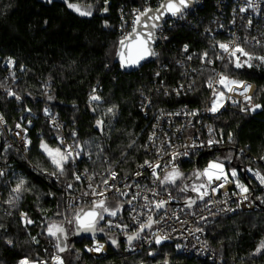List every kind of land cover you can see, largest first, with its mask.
Segmentation results:
<instances>
[{"label":"trees","instance_id":"16d2710c","mask_svg":"<svg viewBox=\"0 0 264 264\" xmlns=\"http://www.w3.org/2000/svg\"><path fill=\"white\" fill-rule=\"evenodd\" d=\"M144 2L0 0V112L7 120L8 129L15 128L27 110L33 113L30 117L33 125L27 128L31 149L25 156L15 150H5L0 133V166H10L9 172L0 178V191L6 204V207L0 206V264H18L21 260L42 264L56 253L64 258L65 264H214L183 257L170 244L152 246L137 256L118 254L125 244L113 245L107 239L102 240L110 245L109 256L91 258L85 252L90 240L74 236L76 208L66 209L63 192L27 166L31 163L39 171H58L40 150L41 143L57 147L51 138L53 131L43 116L45 106L50 107L68 133L76 130L79 141L92 142L91 156L108 159L112 169L128 172L147 159L143 147L148 120L140 113L138 103L140 91L153 77V68L146 66L137 73L125 74L115 64L120 43L116 28L119 14L123 10L127 20L130 10ZM68 3L90 15H81L69 8ZM106 4L110 15L101 18L99 14ZM212 10V0H204L200 14L208 16L203 22ZM170 39L177 46L189 44L200 53L210 41L200 30L181 26L170 33ZM246 50L252 55L251 67L237 68L233 59H227L223 70L231 80L254 83L256 92L247 103V110L228 105L213 123L232 143L248 146L251 154L260 157L264 155V62L259 58L264 57V46ZM8 64L11 74L5 77ZM10 87L21 98L20 102L10 97L7 92ZM94 91L98 100L92 99ZM204 97L203 87L199 85L178 104L187 102L194 106ZM160 100L158 97L157 101ZM97 121L101 123L97 125ZM226 152L234 154L230 150ZM239 161L243 166L246 164ZM197 162L202 169V157L185 162L178 169L185 175L180 183L171 185L177 196L186 198L182 184L195 174ZM21 181L20 192L13 195V188ZM107 202L115 204L116 200ZM21 212L33 221L30 226L22 224L17 215ZM119 218L118 213L109 217ZM52 225H65L69 247H61L58 232L55 236L49 234L48 228ZM98 226L102 227V223ZM263 240L264 210L232 217L214 216L206 227L208 245L228 264H264V251L255 253Z\"/></svg>","mask_w":264,"mask_h":264},{"label":"built area","instance_id":"2783aa9c","mask_svg":"<svg viewBox=\"0 0 264 264\" xmlns=\"http://www.w3.org/2000/svg\"><path fill=\"white\" fill-rule=\"evenodd\" d=\"M190 1L194 3L190 10L183 12L179 19L166 21L157 31L155 61L148 65L153 68V77L149 85L140 91L139 111L148 120V132L143 147L147 159L128 172L112 169L108 159L91 156L86 151L85 144L78 140L76 130L68 133L50 107L45 106L43 116L53 131L51 138L68 156V161L63 165V174L59 170L39 171L31 163L27 166L63 192L66 209L91 207L101 199L105 202L116 200L115 211L120 218L103 221L102 227L97 228L110 236L114 234L116 239L137 233L149 224L151 217L153 223L150 227L139 234L133 244L120 243L125 246L117 251L118 254L137 256L144 254L152 246L170 244L183 257L208 260L214 264H228L208 245L206 227L214 216L232 217L264 210V183L260 179L264 177V155L257 157L250 153L248 146L232 143L222 130L215 128L213 119L228 105L239 106L242 111L247 110V103L256 92V85L249 81H242L251 85L247 92L236 85L225 87L219 81L221 76L230 79L224 73V62L241 56L239 52L235 56L230 55L237 46L243 50L264 46V0H212L213 10L205 22L204 17L208 14H200L204 0ZM161 2L145 0L142 6L130 10L127 20L122 10L116 27L120 42L132 34L137 16L141 12L155 9ZM199 20H202L201 26L198 25ZM178 26L200 30L204 37L209 38L204 52L193 50L186 43L177 46L171 42L170 33ZM221 44H227L229 51L221 49ZM10 74L11 65L8 64L4 76L8 77ZM209 81L212 82L211 87ZM199 85L205 92L202 101L198 99L194 106L187 102L178 104ZM229 88L232 90L229 91ZM7 92L17 102L21 101L12 87ZM220 92L224 94L221 97L223 106L218 111H210L216 95ZM93 96H97L96 91ZM158 97H161V102L157 101ZM248 97L251 99H247ZM32 115L27 110L20 123L15 128L8 129L7 120L0 112V133L4 138L5 150H15L24 156L30 151L31 140L27 135V128L33 125L30 118ZM21 122H26V125ZM227 150L234 153L230 161L225 159L228 154L224 153ZM213 152L216 154L212 155ZM221 155L224 160L221 179L214 177L209 181L208 190L205 192L207 195L203 193L201 200L195 195L196 203L192 207L183 204L189 194H186V198L177 196L171 186L162 182L168 171L178 170L185 162L202 157V172L210 161L219 162ZM237 160H243L246 164L243 166L239 161L240 166L235 170L233 167ZM9 168L7 165L0 166V178L9 172ZM233 172L235 176L232 175ZM76 176L80 179L77 180ZM238 185H242L247 191H242ZM93 189L103 195H92ZM12 193L17 195L13 190ZM2 195L0 191V206L6 207ZM161 201H164V205L159 211L161 207L157 208L156 205ZM17 215L23 225H31L29 221L32 220L26 213ZM89 240L85 252L91 258L109 256L110 245L106 241L95 237ZM22 261H27V264L30 262L21 260L18 264ZM61 262L64 264V259L57 254L55 258L45 260L42 264Z\"/></svg>","mask_w":264,"mask_h":264},{"label":"snow or ice","instance_id":"6c2138e0","mask_svg":"<svg viewBox=\"0 0 264 264\" xmlns=\"http://www.w3.org/2000/svg\"><path fill=\"white\" fill-rule=\"evenodd\" d=\"M179 4L182 6H187L185 4V0H179ZM68 7L73 9L76 12H79L81 15H90V13L88 12H81L80 8L72 3H68ZM161 8H166L169 12H171L172 15H176L177 12L180 11V8L177 6V4L169 2L165 5H161ZM149 11H152L151 9H145L143 12L140 13V16H146L147 13ZM159 11V10H157ZM140 16H137V23H139L140 21ZM158 18V17H157ZM139 46L136 47L133 50H130L128 53L129 56V60L125 61L123 59L124 57V53H121V57H122V65L124 66H129V65H135L138 64L140 62V60H143L146 58V56H154L156 55L155 52L151 51V48L149 47V42L154 40V36L152 33H149L148 36L143 39V40H139V37H137ZM121 44H124V41H121ZM220 48L223 49L225 52L229 51V46L227 44H221ZM186 50V49H185ZM239 52L245 56H248V53L244 52L243 48H240L239 46H237L234 50L231 51L230 55L231 56H235L236 53ZM207 55V54H205ZM249 59H251V57H249ZM259 59H261L262 62H264V57H260ZM247 63V61L245 62ZM237 68H241L244 66V64H241L239 62V60L237 59L236 65ZM249 67H251L250 64H248ZM219 83L221 85H224L225 87H228L229 85H236L238 87H243L244 92H247L251 89V85L245 84L242 81H237V80H230L227 77L221 76ZM212 86V82L209 81V87ZM232 89L229 88V91H231ZM11 94V93H10ZM241 95H243V93H240ZM223 92H220L219 94L216 95V99L213 101L212 107L210 109V111H218L219 107L223 106L221 97H223ZM93 100H98L99 97L98 96H93L92 97ZM247 99H251V97H248ZM256 107H260V105H256ZM112 109H109V112H111ZM193 115H195V113H193ZM101 122L97 121V125H99ZM151 139V137H150ZM40 148L42 149V151L44 153L47 154V156L49 157L51 163L59 170L60 174H63L64 172V167L63 165L65 163H67L68 161V156L65 155L63 152H61L60 148H56V149H50L48 147V145L41 143ZM147 163V162H145ZM212 169H219V172L222 173L223 172V168L221 167V165L219 164H210L209 168L207 170H205L204 173H201L200 175H205L208 177V180L211 181L213 179V174L211 173ZM153 174L155 175V169H153ZM181 175V173H179L178 170L173 169L172 172L168 173L167 176L164 177V181L167 182H175V179L178 178ZM233 176H235V172L232 173ZM115 174H113V178H114ZM76 179L79 180L80 177L76 176ZM215 179L220 180L221 179V175L220 174H216L215 175ZM261 182L264 183V177H260ZM163 182V181H162ZM105 183H107V181H105ZM23 186V181H21L19 184H17L16 188L13 189L14 192L19 193L21 188ZM223 185H221L222 187ZM239 187H241L242 191H247L246 188H244L242 185H238ZM69 187H71V185H69ZM197 190V189H194ZM92 195H103V193H96L95 189H93ZM204 195H207V193H204ZM194 202V201H193ZM164 205V201H161L160 203H158L156 205L157 208L163 207ZM97 209H102L103 212L108 213L110 216H115L116 215V211H110L108 207L105 206V201L103 199L94 202V207H92L89 210H84L81 209L80 212H78L76 214V221L78 222L79 226L86 232L90 231V232H95L96 230V225L99 222V220H103L104 216L101 212H98ZM29 223H31V221H29ZM152 223L151 217H149V224ZM48 232L50 235L55 236L57 232H63V228H59L56 225H52L48 228ZM132 237H129V240H131ZM113 243H115V241H113ZM157 243H159V240H157ZM102 247V245L100 246ZM260 248H264V241L261 242ZM260 248L257 249V251L260 250ZM97 251H99V248L96 249ZM61 251H63V249H61ZM21 264H27V261H22ZM62 264V262H61Z\"/></svg>","mask_w":264,"mask_h":264},{"label":"water","instance_id":"95a60500","mask_svg":"<svg viewBox=\"0 0 264 264\" xmlns=\"http://www.w3.org/2000/svg\"><path fill=\"white\" fill-rule=\"evenodd\" d=\"M169 2L177 4V6L180 8V11L177 12L176 15H172L171 12H169L166 8H161V5H165ZM185 4L187 5L186 7L180 5L179 0H163L157 8L152 9V11H149L146 16H140L139 15L140 21H139V23L136 22L135 29L132 32V34L124 40L123 45L120 42L118 44V47H117L115 64H117L119 66V70L122 73H125V74L137 73L140 70H142L144 67L152 64L155 61V55L154 56L149 55V56H146L145 59L140 60V62L138 64L124 66V65H122L121 53H124L123 59L125 61H128L129 60V56H128L129 51L133 50L139 46L137 37H139V40H143L148 36L149 33H152L154 36V40L149 42V47L151 48V51L155 52L156 47L158 45L157 37H156L157 31L159 30L160 27L163 26V24L166 21L171 20V19H179L183 12L190 10L194 6V3L190 0H185ZM157 10H159V11H157ZM109 15H110L109 6L106 4L104 6V8L101 10L99 16L101 18H107V17H109ZM0 153H1V149H0ZM200 174H201V167H200L199 162H197L196 168H195V174L192 177H190L188 179V181H186L182 184V191L185 194H189V197L183 203L187 207H192L196 203V196L192 192H189L188 184L193 183L195 180L199 179L201 177ZM91 208L92 207H88L85 210H89ZM162 208L163 207H161L159 209V211ZM97 211L99 212L98 209H97ZM152 223H153V220H152ZM151 224H148L147 226H145L144 228H142L141 230H139L135 234L128 235V236H125V237L120 238V239H116L113 236H110L107 233L98 230L97 229L98 223L96 225L95 232H90V231L86 232L79 226V224L75 218L74 223H73V227H74V236L75 237L79 238L81 236H85L88 239L92 238V237L99 238V239H107L112 243H113V241H115V243H113V245H118L120 243L133 244L135 242L137 236L139 234H141L142 232H145L150 227ZM61 228H63V232H61L60 245H61V247H64L66 244V239H67L68 234H67L65 225H62ZM129 237H132V239L129 240Z\"/></svg>","mask_w":264,"mask_h":264},{"label":"rangeland","instance_id":"374dc122","mask_svg":"<svg viewBox=\"0 0 264 264\" xmlns=\"http://www.w3.org/2000/svg\"><path fill=\"white\" fill-rule=\"evenodd\" d=\"M244 52H246V53H248V50H244ZM249 57H251V59H249ZM237 59L239 60V62L241 63V64H244V66L246 65V66H248V64H250L251 63V60H252V55L250 54V53H248V56H245V55H243V54H241V56H239L238 58H235V59H233L234 60V62H235V64H236V62H237ZM247 61V63H245ZM257 108H254L253 110H256ZM44 144H46V145H48L47 143H44ZM85 149H86V151H88V152H93V143L92 142H90V141H86L85 143ZM48 147L50 148V149H56V148H59V147H53V146H50V145H48ZM61 149V148H60ZM40 150H41V152L49 159V157L47 156V154L46 153H44L43 151H42V149L40 148ZM61 152H63L64 153V151L61 149ZM225 155H227V153H224ZM224 154H222V155H224ZM222 155L220 156V158H218L219 159V162L218 161H215V160H212V161H210L209 163H207L206 164V166H205V169L204 170H202V172L201 173H204L205 172V170H207L208 168H209V165L210 164H219V165H221V167L224 169V167H223V164L222 163H224V162H222V161H224V160H222ZM225 159H227L228 161H230L231 159H232V154H228L227 156H226V158ZM227 160H225V161H227ZM49 161H50V159H49ZM51 162V161H50ZM52 164V163H51ZM53 165V164H52ZM239 166H240V162H239V160H237L236 162H235V164H234V167H233V169H235V170H237V168H239ZM179 171V170H178ZM170 172H172V171H168L167 173H166V175L165 176H167L168 175V173H170ZM179 173H181V175L178 177V178H176L175 179V182L174 183H172V182H167V181H164V178H163V183H165V184H167V185H169V186H175L176 184H178V183H180L181 181H182V178L184 177V175H185V172L184 171H179ZM211 173L213 174V178L215 177V175L216 174H220L221 175V173L219 172V169H212L211 170ZM164 176V177H165ZM171 186V187H172ZM189 186H190V190H191V192L194 194V195H196L197 197H198V199L199 200H201V198H202V194L203 193H205L207 190H208V186H209V180H208V177L207 176H205V175H201V177L199 178V179H197L195 182H193V183H190L189 184ZM194 189H197V190H194ZM186 195V194H185ZM105 206L106 207H108L109 208V210L110 211H115V209H116V206H115V204H113V203H111V202H105ZM91 207H94V205L93 206H91ZM81 209H86V208H82V207H77L76 209H75V215L78 213V212H80V210ZM99 210V212H101L102 214H103V216H104V219L103 220H99V222H98V224L99 223H102L103 221H106V220H109V217H110V215L108 214V213H106V212H103L102 211V209H98ZM74 215V214H73ZM74 217V216H73ZM73 217H71V219H70V221L73 219ZM33 223V221H31V224ZM73 223H74V221H73ZM30 226V225H29ZM57 227H62V226H59V225H57ZM98 229H99V226L97 227ZM73 229H74V227H73ZM60 237H61V233L60 232H58V238L57 239H59L60 240ZM34 241H39V239L38 238H34ZM264 241V240H263ZM66 242H67V239H66ZM68 243V242H67ZM69 243H68V247H69ZM260 245H261V243L259 244V246L257 247V249L258 248H260ZM257 249H256V251H255V253L256 254H260V253H262L263 251H264V248H260V250L259 251H257ZM58 253H56V254H54L50 259H52V258H55L56 257V255H57ZM60 255V254H59ZM63 258V257H62ZM64 259V258H63ZM49 260V259H48ZM28 264H39L38 262H29ZM64 264H65V262H64Z\"/></svg>","mask_w":264,"mask_h":264},{"label":"flooded vegetation","instance_id":"af4514ba","mask_svg":"<svg viewBox=\"0 0 264 264\" xmlns=\"http://www.w3.org/2000/svg\"><path fill=\"white\" fill-rule=\"evenodd\" d=\"M188 190H189V192H191V190H190V186H189V184H188ZM60 239H61V237H60ZM59 241V243H60V240H58ZM69 241V238H68V236H67V242ZM66 242V244H65V246L63 247V248H67L68 247V243ZM72 249H74V247H72Z\"/></svg>","mask_w":264,"mask_h":264}]
</instances>
